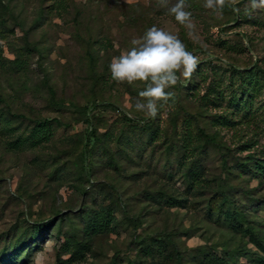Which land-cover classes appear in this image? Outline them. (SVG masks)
Returning a JSON list of instances; mask_svg holds the SVG:
<instances>
[{"label": "rangeland", "instance_id": "1", "mask_svg": "<svg viewBox=\"0 0 264 264\" xmlns=\"http://www.w3.org/2000/svg\"><path fill=\"white\" fill-rule=\"evenodd\" d=\"M175 2L0 0V264H264V9ZM153 25L199 63L145 119L109 64Z\"/></svg>", "mask_w": 264, "mask_h": 264}, {"label": "clouds", "instance_id": "2", "mask_svg": "<svg viewBox=\"0 0 264 264\" xmlns=\"http://www.w3.org/2000/svg\"><path fill=\"white\" fill-rule=\"evenodd\" d=\"M167 7L168 0H161ZM234 13H239L240 0H228ZM226 0H205L204 7L223 16ZM251 9H264V0H249ZM186 0H176L168 10L175 20L189 29L193 27L192 13L186 11ZM131 47L114 56L109 64L111 77L116 82H143L144 88L132 101L134 113L145 119L160 114V104L173 107L175 94L168 89L191 77L199 58L186 49L177 36L153 25L142 36L131 40ZM135 118L133 112L126 113ZM143 122V121H141Z\"/></svg>", "mask_w": 264, "mask_h": 264}, {"label": "trees", "instance_id": "3", "mask_svg": "<svg viewBox=\"0 0 264 264\" xmlns=\"http://www.w3.org/2000/svg\"><path fill=\"white\" fill-rule=\"evenodd\" d=\"M233 70H236L239 74L244 75L240 69H237L236 67H231ZM254 69H250L246 74H248L249 78V82H253V76L254 74L257 76L259 72L264 73V69L259 68V67H253ZM98 103H94L92 105H87L85 107L86 112H90L91 110H94L97 107ZM91 119L89 116H87V118H85V121L87 123V127L85 128V132L83 134V141H84V150H83V159L85 160L87 154L90 152V149H88V145L92 144V139L94 137L93 135V129L91 127ZM127 119L132 120L131 118L127 117ZM60 122L57 120V118H52L50 120H38L34 123L32 130H31V138H33V140H44L47 139L48 136H50L51 133V129L53 127V125H59ZM87 168V166L84 167V169ZM229 217H234V213L232 210L227 212ZM107 220V219H106ZM94 226L96 227V230L102 229L106 226V222H95ZM40 225H34L33 227V231L32 234H36L37 231L39 230Z\"/></svg>", "mask_w": 264, "mask_h": 264}]
</instances>
